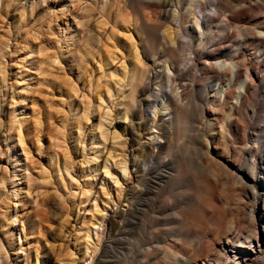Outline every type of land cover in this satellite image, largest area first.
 Masks as SVG:
<instances>
[{
  "label": "rangeland",
  "instance_id": "374dc122",
  "mask_svg": "<svg viewBox=\"0 0 264 264\" xmlns=\"http://www.w3.org/2000/svg\"><path fill=\"white\" fill-rule=\"evenodd\" d=\"M177 1L181 9L173 19L171 10ZM189 1L0 0V264H72L74 260L88 264L90 260L81 258L87 240L82 229L86 231L97 215L111 216L113 205L106 208L105 204L116 200L117 190L130 197L122 203L128 211L113 206L116 216L106 223L98 264L142 260L152 234L145 230L141 214H168L154 203V198L167 196L155 188V173L166 170L168 160H175L178 144L187 147L192 137L202 135L206 120L215 118L204 112L206 101L198 89L205 87L209 92L213 74L202 71L208 63L218 71L230 62L236 48L231 45L234 35L224 43L231 48L207 59L220 46L230 13L223 11L207 29L202 28L206 36L212 35L209 44L200 47L198 34L192 38L176 27L182 25L185 30L198 11L209 14L211 6L209 0H200L198 10ZM245 1L255 5V0ZM223 3L229 7L238 0ZM240 3L243 9L235 14L263 13L260 0H256L261 7L257 10ZM168 28L189 44L180 66L173 62L162 37ZM174 47L180 52L179 43ZM191 53L198 58L196 70H188L190 77H186L191 85L186 97L191 106L187 127L182 134H164L173 144L165 145L160 157L145 164L150 154L147 130L158 134L145 117L152 115L151 108H159L155 103L160 100V88L168 89L166 75L174 68L188 69ZM262 102L256 104L259 120L264 115ZM230 104L218 116L221 124L228 120ZM217 158L226 171L219 168L225 173L221 191L232 194L240 184L239 171L227 159ZM254 174L264 178V162L257 161ZM245 181L260 191L257 180ZM167 189L173 194L169 185ZM252 205L253 200H248L247 216ZM42 207L48 209L47 229L39 225L37 212ZM120 214L128 216L122 231L116 232ZM134 220L136 227H127ZM89 234L91 247L96 238L94 232ZM234 246L242 255L245 244Z\"/></svg>",
  "mask_w": 264,
  "mask_h": 264
},
{
  "label": "bare ground",
  "instance_id": "6f19581e",
  "mask_svg": "<svg viewBox=\"0 0 264 264\" xmlns=\"http://www.w3.org/2000/svg\"><path fill=\"white\" fill-rule=\"evenodd\" d=\"M190 1L200 10V0ZM260 1L264 3V0ZM240 2L247 4L249 10L261 8L256 0L255 5L245 0H238L236 5L229 7L223 3V0H209L211 6L209 14L197 10L198 14L196 11L197 16L191 20L190 27L187 25L188 28L185 30L182 25L176 27H179L183 34L186 31L192 38L198 34L196 37L199 41L198 46H207L210 42L209 36L212 34L206 36L202 28L207 29L216 15L222 16L223 11H227L230 15L227 20L223 19L225 24L221 22L224 25L222 27L224 36L221 38L220 46L213 49L214 52L210 51L207 59H212L216 53L231 48L232 43L236 48L234 54L230 56V62L224 63L219 70L217 69L218 71L210 63L204 66L202 73L213 74L214 84L211 85L209 92L205 87L200 86L198 89L206 101L203 106L204 112L215 118L206 120L202 135L192 137L187 147L178 144L174 152L175 160H168L164 163L166 170L155 173L158 181L155 188H160L161 193L167 196L162 199L154 198V203L168 214H157V217L141 214L145 220H142L145 222L144 228L147 232L150 230L152 236L149 235L145 254L137 264H264V252H262L264 228H260V226L264 227V178H258L254 174L257 161L264 162V115L261 120L256 118V104L259 100H263L261 105L264 112V9L261 13L263 15L235 14V11L242 8ZM179 9H181L180 2L177 1L171 10L173 19ZM230 27L231 30H228ZM181 35L170 28L164 30L162 34L171 58L178 66L184 61L181 60V54L185 53V48L189 46L187 42L177 39ZM234 35L235 40L230 41L231 45H224ZM185 40H188L187 37ZM178 43L181 46L180 52L174 47ZM242 51L247 52L249 58ZM190 57L188 69L179 71L174 68L172 74L166 75L168 89L160 88L162 94L159 96V102L155 103L156 106L158 104L160 106L151 108L152 115L147 114L145 117L146 124L151 122L154 128H158L156 135L147 130L150 140L146 143V148L150 149V154L146 160H143L145 164L152 163L160 157L165 145L173 144L171 137L167 138L164 134H182L187 127L186 115L191 106L186 97L191 85L186 77H190L188 70H196L198 55L191 53ZM228 101H231L228 120L221 124L218 116L226 110ZM217 155L227 159L229 164L239 171L240 184L235 187L232 194L221 191L225 186L222 177L226 171ZM138 163L136 162V165ZM248 177L259 182L260 191H255V188L246 183ZM168 185L172 188L173 194L168 192ZM122 195V191L117 190L116 200L108 199L105 207L108 208L112 204L118 206L117 208L123 207L121 210L123 213L127 212L128 208L122 206V203L128 202L130 197ZM250 199L253 200V205L247 216V201ZM113 206L110 208L112 211L109 218V213L93 216L94 220L89 219L91 222L86 231L82 229L81 234L84 235L82 238L87 240L81 258L84 262L90 260L88 264L101 262V258H97V250L105 245L106 223L108 225L116 216ZM47 210L42 207L37 212L40 216L39 225H43V229L48 228L45 226ZM120 215L121 226L116 232L122 231L128 216V214ZM101 227H103L102 232L99 231ZM127 227L134 229L135 220ZM154 227L157 228L151 231ZM90 231L94 232L96 238L91 247L88 242ZM237 243L245 244L242 255L234 246ZM95 246L97 248L94 250ZM87 251L90 253L88 254ZM223 260L224 262L221 263ZM72 264L79 263L74 260Z\"/></svg>",
  "mask_w": 264,
  "mask_h": 264
}]
</instances>
